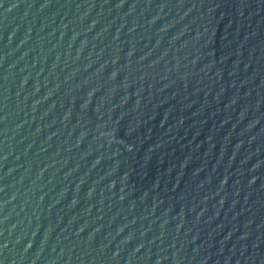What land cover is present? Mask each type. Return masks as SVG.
<instances>
[{"label":"water","instance_id":"1","mask_svg":"<svg viewBox=\"0 0 264 264\" xmlns=\"http://www.w3.org/2000/svg\"><path fill=\"white\" fill-rule=\"evenodd\" d=\"M0 264H264V0H0Z\"/></svg>","mask_w":264,"mask_h":264}]
</instances>
